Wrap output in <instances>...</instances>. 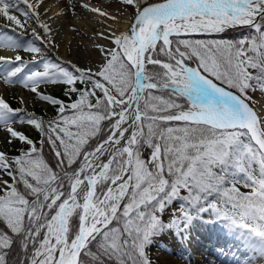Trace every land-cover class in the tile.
Wrapping results in <instances>:
<instances>
[{
    "label": "snow or ice",
    "instance_id": "1",
    "mask_svg": "<svg viewBox=\"0 0 264 264\" xmlns=\"http://www.w3.org/2000/svg\"><path fill=\"white\" fill-rule=\"evenodd\" d=\"M120 2L133 10L126 31L87 0L69 6L99 17L96 39L111 45L95 44L100 62L81 67L44 57L58 18L45 19V0H22L24 21L0 0V17L19 30L0 24V49L33 56L0 54V81L56 112L46 119L0 95V129L22 145L15 156L0 150V264H150L155 237L188 241L216 221L264 258V114L252 96L264 93V0ZM28 19L43 35L23 41ZM238 27L251 32L225 38ZM206 36L218 38H197ZM44 85L63 86L67 102Z\"/></svg>",
    "mask_w": 264,
    "mask_h": 264
},
{
    "label": "bare ground",
    "instance_id": "2",
    "mask_svg": "<svg viewBox=\"0 0 264 264\" xmlns=\"http://www.w3.org/2000/svg\"><path fill=\"white\" fill-rule=\"evenodd\" d=\"M59 1H61L62 3L63 1L65 2V0H45V6L44 8L41 9V11L47 12L45 19L49 17H58L50 21L51 26L56 34V42H57L56 54L64 60L76 62L81 67H89L98 64L100 62V58L89 56L87 52L88 48H86L85 46L83 47V50H85V54L79 53L81 52L79 50V45H78L79 39L77 38L73 28L70 27L71 25L69 26L67 21H64L62 19V16L57 12L58 7H60ZM74 1H76L77 3L82 1L84 2V0H74ZM93 1H100L103 4L107 3L105 0H93ZM30 2H33V0H30ZM56 2L57 4H54ZM69 2L70 1H68V3ZM71 11L76 13L75 9ZM83 11L84 14L76 13L75 18H72L71 21L69 22L72 23L73 27L78 29L84 41L86 40L85 38L86 36L92 35L96 37V33L99 31H104L105 28L102 24L96 22L97 19H100L99 17L95 16L94 14L84 9ZM118 17L119 18H117L116 16V18L119 20L123 19L128 21L129 19L133 18V15L127 14V18H123V16L121 17L118 16ZM108 25L118 29L119 31H126L130 27L129 23L127 22L123 23L119 21H117L116 23L117 27L112 24H108ZM100 41H102L103 44H108L107 41H103V40ZM108 46L111 47L110 44H108ZM69 51L72 52V55L69 54ZM0 54L6 57H13L14 52L13 49H0ZM10 88H11L10 84H5L3 81H0V95L4 96L7 102L9 97L8 94L9 91L11 90ZM16 88L18 89L17 91L18 94L22 95L23 98L28 102L29 99L26 97L24 93L25 90L21 89L19 85H17ZM260 103H258L257 101V105L259 107L258 112H260V114H264V105H261ZM6 135L8 136V134ZM7 136H6V140H7ZM1 138L3 141L4 137L1 136ZM2 147L3 144L0 141V150H3ZM8 148L9 147L6 146L4 147V150H8ZM213 218H214V213L211 215L210 219ZM225 223L226 222L224 221H216L215 223L201 225L200 231H202L201 232L202 236L200 238L197 235L196 229H194L192 231V238L188 241L169 239L171 242L170 244L173 253L177 256H181L182 255L181 253L183 251H186L188 254V258L190 259V262L193 264H246V262L248 261H251V264H264V258H262L258 252H255L251 248L246 247L241 240H238L235 237V235L228 233V230L224 227ZM213 242L215 247L212 246ZM168 257L170 258V255H166V258Z\"/></svg>",
    "mask_w": 264,
    "mask_h": 264
},
{
    "label": "rangeland",
    "instance_id": "3",
    "mask_svg": "<svg viewBox=\"0 0 264 264\" xmlns=\"http://www.w3.org/2000/svg\"><path fill=\"white\" fill-rule=\"evenodd\" d=\"M68 1H70V2L68 3ZM105 1L108 3V4L106 3L107 5L101 3L100 1L88 0V2L90 3L91 6L98 7L102 11H105V12L109 13V15H111V16H114V17L117 16V18H119L118 16H120V17L123 16V18H127V14L133 15V10L130 9V8L125 7L120 2V0H105ZM154 1H156V0H150V2H154ZM8 2L14 5V8L10 9V14L11 15H16L19 19L24 21L25 17L21 13H19V10H15V6H18V8L20 10H23V11L27 10L26 5H24L22 3V0H8ZM74 2H76V1H74V0H65V2L63 1V3L61 1H59L60 7H58V9H57L58 14H60L62 16V19L64 21H67L69 26L71 25L70 26L71 28H74V27L72 26V23L69 22V21H71L72 18H75L76 13L77 14H84L83 9L81 7H78V6L75 7L76 13L71 11L69 6L72 3H74ZM54 4H57V2L54 3ZM64 17H66V18H64ZM111 21L112 20H108L107 23L108 24H112V25L117 27V25H116L117 21L123 22V23L127 22V23L130 24L132 19H129L128 21L127 20H123V19H120V20L117 19L115 22L114 21L111 22ZM0 24L8 25V24H11V23L8 22L3 17H0ZM27 24L30 25V27L27 28L28 33L30 34V36L32 35V29H35L38 34L43 35L41 30L37 27V25L35 23L32 22L31 19L27 20ZM249 30H250L249 28H246V33L245 34H248ZM74 32H75L77 38L79 39L78 40V45H79V50L81 51L79 53L80 54H85V50H83V47L85 46L86 48H88L87 52H88L89 56L100 58V54L96 51V48L94 47V45L95 44H103L102 41H100V40L98 41L96 39V37H94L92 35L91 36H86L85 37L86 40L83 41L81 33H79V31H77V32L74 31ZM79 35H81V36H79ZM223 35L225 36V38H228V37H226V33L223 34ZM197 38L211 39V38H218V37L206 36V37H197ZM55 45L56 46L45 45L44 47H45V49H47L50 53H52L56 58L60 59L61 61H65V62L68 61V60H64V59L60 58L56 54V51H57V42H56V40H55ZM82 51H83V53H82ZM13 52H14L13 58H14L15 55L19 54L25 60L26 59L25 58V54H27L29 60L33 59L32 55H30L29 53H26L24 51L17 52V51L13 50ZM69 54L72 55V52L69 51ZM15 85L16 84H13V86H15ZM60 88H61L60 86L50 85L49 91L52 90L53 92H56V91L59 92ZM23 89H24V87H23ZM17 91L18 90H16L15 88L11 87V90L9 91V94H8V96H9L8 97V103L13 108H17L18 107L17 101H20L21 98H23V96L19 95ZM24 93H25L26 97L29 99V101L27 102L23 98L26 101V105H23V106H26L27 110L29 112H34L38 116H41V114H43V113H49L50 114V112L52 111V106L51 105H49L47 103H44V102H41L38 97L34 96V94H32L27 89H25ZM260 93L261 92L259 90H257L255 93H252L253 101H254V107H255V110L257 112L259 110V107L257 105V101H258V103L261 102L260 103L261 105H264V95H261ZM255 102H256V104H255ZM258 113H260V112H258ZM13 127L16 128L17 130L25 133L28 136H32L33 137L35 135L34 130L30 126L17 123V124H14ZM4 131L5 130L0 129V141L3 144L2 149L4 150V147L7 146V147H9L8 150H4V151H6L9 155L15 156V155L19 154V150L22 147V145L20 143H16V142L8 143L7 140H6V136H7L6 134H8V133L6 131L5 132ZM1 136L4 137L3 141H2ZM3 179L9 180L10 178L7 177V176H3ZM238 185H241L242 188H245V187H243L242 184H238ZM186 194L187 193L184 190L181 191V195H186ZM182 203L183 202L179 201V200L174 201L173 204L169 208H167L165 210V212L161 216V219L165 223H168L173 218V216L179 214V210H180V207H181ZM212 214L213 213H211V212L210 213H205L204 214V218L206 220L210 219ZM195 229L197 231V235L200 238L202 236V233H201L202 231H200L201 230V225L198 224ZM169 239L181 240L175 235V233L173 231H166V232L162 233L161 235H159V236L154 238V242L146 249V253H147L148 258L150 260V264H176V263L177 264H193V263L190 262L189 259H187V252L183 251L181 253L182 254L181 256H177V255H175L173 253L172 248H171V244H170L171 242H170ZM213 246H214V244H213ZM165 254L166 255H170V258L169 257L166 258ZM170 260H172V261H170ZM162 261H164V262H162Z\"/></svg>",
    "mask_w": 264,
    "mask_h": 264
},
{
    "label": "trees",
    "instance_id": "4",
    "mask_svg": "<svg viewBox=\"0 0 264 264\" xmlns=\"http://www.w3.org/2000/svg\"><path fill=\"white\" fill-rule=\"evenodd\" d=\"M7 31L9 32V34L12 35H18L19 34V30L17 32H13L12 29L15 27L12 24L7 25ZM251 32V29L249 30V33ZM246 33V27H238L234 30H230L229 32L226 33V37L228 38H238L242 35H247ZM248 33V34H249ZM19 38L23 41H31L33 39L32 35L30 36V34L28 33V30H25L22 36H19ZM37 44H39V41L36 42ZM44 57L50 60H55L57 59L52 53H50L47 49H45L44 51ZM37 59H39V57H36ZM64 87H63V91L62 92H55V93H50L48 91H44L47 94H51L57 98H61V99H65V101L67 102V98L64 96ZM20 102L17 101V104H19ZM21 106V104H19ZM56 114L55 112V108L52 106V111L49 113H43L41 114V116H43L46 119H51L54 115ZM34 130L35 135L29 136L30 138H32L33 140H38L39 139V133L37 130H35L33 127H31ZM237 187L240 189L241 192H250V189H246V188H242L241 185H237ZM0 227H4V225L2 223H0Z\"/></svg>",
    "mask_w": 264,
    "mask_h": 264
}]
</instances>
